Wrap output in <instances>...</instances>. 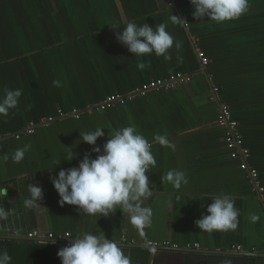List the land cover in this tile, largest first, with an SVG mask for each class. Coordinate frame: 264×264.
Instances as JSON below:
<instances>
[{
    "label": "crops",
    "instance_id": "crops-1",
    "mask_svg": "<svg viewBox=\"0 0 264 264\" xmlns=\"http://www.w3.org/2000/svg\"><path fill=\"white\" fill-rule=\"evenodd\" d=\"M249 3V11L239 19L218 24L196 20L189 0H0V95L6 87L22 90L18 107L0 117V137L19 132L30 120L56 114L58 108L82 109L178 72L192 76L175 89L154 90L79 119H58L19 139H0V158L9 155L0 162V184L17 189L26 222L23 232L104 234L130 256L131 264H248L233 257L263 258L199 252L242 245L246 253H264V191L240 168V161L231 158L225 129L217 124L219 103H228L250 150L249 164L264 187V0ZM173 14L182 23H172ZM130 20L153 27L166 24L174 37L172 59L154 53L135 57L119 43L115 32L123 26L113 29L109 24ZM176 41L182 45L179 51ZM198 50L210 59L206 67ZM177 56L183 57L182 63ZM141 63L144 68H137ZM214 86L219 88L216 101L211 99ZM129 125L152 142L157 161L146 173L154 187L145 206L153 215L143 234L119 209L107 217H89L76 206H61L50 180L62 168L78 166L86 152L92 158L98 155L80 140V131L105 128L97 139L102 146L109 135ZM156 134L165 135L175 150L154 142ZM25 144L31 149L23 161L13 163L11 154ZM68 147L78 154L70 162L62 158ZM171 169L184 170L188 185L177 190L162 183L161 176ZM30 183L43 190L44 199L35 208L23 204ZM221 193L235 197L238 228L200 232L195 220L206 214L209 197ZM250 214L260 219L252 223ZM5 231L0 229V252L7 251L11 264H62L57 252L66 245L14 238ZM165 240L180 248L198 243L201 249L152 252L144 245Z\"/></svg>",
    "mask_w": 264,
    "mask_h": 264
},
{
    "label": "clouds",
    "instance_id": "clouds-1",
    "mask_svg": "<svg viewBox=\"0 0 264 264\" xmlns=\"http://www.w3.org/2000/svg\"><path fill=\"white\" fill-rule=\"evenodd\" d=\"M193 7L192 16L199 21L209 20L218 24L237 20L249 11V0H189ZM172 23H182L176 16L170 17ZM116 40L125 46L135 57L155 54L171 60L170 49L174 45V37L166 30V24L155 27L149 23L138 24L127 21L125 24L111 23ZM182 47L175 42L177 51ZM177 62L182 63L183 57L177 56ZM137 68L143 69L144 64ZM53 85L60 87V81L54 80ZM21 89L4 88L0 95V117H7L10 110L19 105ZM103 127L90 131H80V140L92 145L91 152L97 153L92 158L86 152L79 160L78 166L61 169L57 175L50 176L51 183L57 191L63 206L65 203L76 206V211L86 216H104L114 214L119 209L127 216L129 223L141 234L152 223V209L145 206L153 197V187L150 188L149 176L146 175L155 168L157 161L152 153V142L141 134L134 125L117 129L102 146L97 145V139L105 135ZM153 141L162 147L175 150V145L165 135L156 134ZM31 149L30 144L17 148L11 154L13 163H20ZM78 154L68 147L62 156L66 161H72ZM9 155L5 154L0 162H6ZM61 159L56 163L59 164ZM162 183L172 185L179 190L188 185L189 179L184 170L171 169L161 176ZM29 196L23 201L25 207L35 208L44 199L42 187L29 184ZM206 214L195 220L200 232L235 231L239 225L240 210L235 207V197L221 193L209 197ZM3 218V213H0ZM249 219L256 223L260 218L250 214ZM72 242L60 248L57 252L62 264H131L130 256L126 255L116 241L108 239L104 234L77 232ZM0 264H11L7 251L0 252Z\"/></svg>",
    "mask_w": 264,
    "mask_h": 264
},
{
    "label": "built area",
    "instance_id": "built-area-1",
    "mask_svg": "<svg viewBox=\"0 0 264 264\" xmlns=\"http://www.w3.org/2000/svg\"><path fill=\"white\" fill-rule=\"evenodd\" d=\"M198 57L200 58L203 67H206L209 64L210 59L204 51L198 50ZM191 79V75L178 72L170 75L168 78L150 80L149 82H146L141 86L135 88L128 94H110L103 101L98 102L96 104L88 105L82 109L74 108L71 111H65L62 108H58L56 114L45 116L43 118H40L39 120H30L27 125L19 132L6 134L0 137V139L6 137H15L16 139H19L23 135H32L37 131L38 128L43 126H49L58 119H65L68 117L79 119L85 113L93 114L96 112L105 111L114 107L117 104H126L137 96H145L147 93L154 90L175 89L181 84L188 83L189 81H191ZM218 91L219 88L214 86L213 93L211 95L212 100H219ZM217 124L225 129V142L228 149L230 150L231 158L238 159L240 161V168L248 171L250 178L254 182V184L258 187L260 191H264V187L260 185L258 171L249 164L248 159L250 157V150L249 148L244 146V138L240 130V123L233 117L231 107L228 103H219ZM6 233H9L14 238L23 237L35 240L38 243L63 244L66 246L72 242L71 237H73L70 232L56 234L53 232H43L40 230L25 233L21 229H6L5 234ZM144 245L145 247L150 248L152 252H156L162 249L183 252L201 249L198 243L188 245L185 248H180L177 244H174L170 240H165L163 242L149 241L146 242ZM229 250L233 253H246L242 245H232ZM250 252L256 253V249H253Z\"/></svg>",
    "mask_w": 264,
    "mask_h": 264
},
{
    "label": "water",
    "instance_id": "water-1",
    "mask_svg": "<svg viewBox=\"0 0 264 264\" xmlns=\"http://www.w3.org/2000/svg\"><path fill=\"white\" fill-rule=\"evenodd\" d=\"M0 213H3V218H0V229H26L21 198L18 196L17 189L7 186L6 183L0 184ZM199 252L225 256L248 255L264 258V253H233L226 250H210L209 252L207 250H199Z\"/></svg>",
    "mask_w": 264,
    "mask_h": 264
},
{
    "label": "trees",
    "instance_id": "trees-1",
    "mask_svg": "<svg viewBox=\"0 0 264 264\" xmlns=\"http://www.w3.org/2000/svg\"><path fill=\"white\" fill-rule=\"evenodd\" d=\"M236 261L239 262H247L248 264H264V258H247V257H233Z\"/></svg>",
    "mask_w": 264,
    "mask_h": 264
}]
</instances>
